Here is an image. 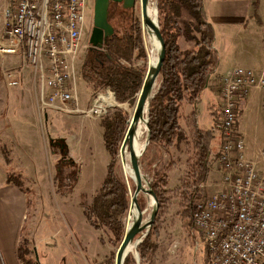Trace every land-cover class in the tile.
Listing matches in <instances>:
<instances>
[{
  "label": "crops",
  "instance_id": "0c3cea01",
  "mask_svg": "<svg viewBox=\"0 0 264 264\" xmlns=\"http://www.w3.org/2000/svg\"><path fill=\"white\" fill-rule=\"evenodd\" d=\"M7 4V0H0V264H22L17 251L21 240L30 237L26 225L37 210L34 195L42 194L45 189L56 196L58 194L56 175L60 157L53 153L52 141L62 143L69 158L78 167L75 188L63 197L72 198L75 192H79L87 197L85 201L89 205L93 199L88 198L86 191L90 188L94 190L92 198L100 191L107 177L111 156L104 142L103 119L83 113L95 94L82 78V62L75 76L77 102L68 104L69 109L77 107L80 112L45 113L40 108L33 68L25 64L18 54L1 53V47L7 45L3 37ZM203 6L214 29V49L219 58L218 67L211 76L216 82H212L196 102L182 103L179 124L187 134L193 133L189 121L201 130H213L212 150L215 140L216 146L220 147L221 143L216 131L221 105L220 91L214 88L216 83L238 68L251 70L257 77L264 76V0H203ZM187 15L182 10L180 18L187 22ZM178 45L182 52L187 51V41L182 34ZM7 71L16 73L14 79L19 80L18 86H9L10 80L4 75ZM194 113L195 122L191 120ZM237 128L245 141V157L255 162L258 169L264 170V94L260 89L253 88L243 101ZM54 151L58 152L57 149ZM71 170V166L65 167L66 174H70ZM171 173L168 174L169 186L172 183ZM8 175L19 176L25 191L9 184ZM212 177L210 172L205 186L210 195L221 187L211 183ZM78 206L83 228L88 233H94L91 237L98 236L93 245H108L107 255L95 258L92 263L105 264L112 246L101 238L102 231L89 224L79 197ZM33 250L35 254L36 249ZM26 257L29 259L30 254Z\"/></svg>",
  "mask_w": 264,
  "mask_h": 264
},
{
  "label": "built area",
  "instance_id": "2783aa9c",
  "mask_svg": "<svg viewBox=\"0 0 264 264\" xmlns=\"http://www.w3.org/2000/svg\"><path fill=\"white\" fill-rule=\"evenodd\" d=\"M3 54H18L33 68L42 112L79 113L75 76L83 48L88 0H7ZM9 86L16 73L7 71ZM211 81V79H210ZM209 81V82H210ZM221 105L216 131L220 151L215 165L220 189L195 204L192 224L202 238L208 264H264V170L245 157L238 132L242 103L253 88L264 94V76L238 68L219 81ZM114 93L97 92L83 112L105 119L114 107Z\"/></svg>",
  "mask_w": 264,
  "mask_h": 264
},
{
  "label": "trees",
  "instance_id": "16d2710c",
  "mask_svg": "<svg viewBox=\"0 0 264 264\" xmlns=\"http://www.w3.org/2000/svg\"><path fill=\"white\" fill-rule=\"evenodd\" d=\"M157 10L161 34L166 44V58L161 71V86L149 106L150 145L162 147L165 144L169 147L175 141L187 140V133L179 124L180 107L184 101L194 103L199 99L218 67L219 58L214 49V29L207 20L203 0H157ZM182 10L194 21L185 23L186 39H195L191 34V27L194 25L201 36L195 52H182L178 45V19ZM126 13L128 12L123 11L120 15L121 21L127 18ZM113 16L114 13H110V19ZM114 30V35L108 39L104 51H90L82 67V78L93 94L106 88L115 94L117 102L134 104L138 100L148 68V51L142 37L141 23L132 19L129 28L122 35L120 28ZM134 60L141 61L142 66L135 67ZM195 117L194 113L191 120ZM102 125L111 162L107 177L92 203L89 205L83 199L81 206L89 224L97 231H108L112 236L110 243L120 246L125 236V220L131 204L129 186L117 175V158L124 140L127 119L120 110H115L114 114L103 120ZM188 125L193 128L192 136L198 155V169L193 174L194 183L189 190L190 199L195 200L200 194L206 198V190L200 189V185H206L210 173L208 158L214 131L201 130L190 121ZM59 143L52 141L53 153L60 157L57 163L56 187L60 195L66 196L73 192L78 181V167L69 158L66 148ZM56 149L58 152L54 151ZM68 166L72 167L70 174L65 172V167ZM153 179L152 190L159 205H162L166 201L168 176L159 172L154 174ZM7 182L25 191L19 176L8 175ZM185 214L187 217V212ZM156 237L158 232L149 234L137 247L140 264L152 263L157 249L154 240ZM28 251L21 245L18 247L17 254L22 264H37L35 260L26 257L29 255ZM124 264L136 262L129 254Z\"/></svg>",
  "mask_w": 264,
  "mask_h": 264
},
{
  "label": "rangeland",
  "instance_id": "374dc122",
  "mask_svg": "<svg viewBox=\"0 0 264 264\" xmlns=\"http://www.w3.org/2000/svg\"><path fill=\"white\" fill-rule=\"evenodd\" d=\"M139 5L140 3H138L137 7L133 10L127 11L128 13L126 14L128 15L125 21L120 20V15L124 11L122 7L120 5H111L110 13H114V16L110 19V23L114 28H120V35H122V32H124L127 27L129 28L132 19L140 21L142 37L148 51L149 68V61L153 49L150 45L147 33L144 32L142 26L141 6ZM150 6L157 9V0H151ZM85 15L86 23L82 40L83 48L79 54L76 70L78 73L81 62L84 64L85 59L90 53L89 40L94 26V0H88V8ZM187 22L194 21L187 15ZM185 23V19L181 17L179 21L180 35L182 34L183 38L187 41V52H195L201 36L199 32L195 30L196 25H194L191 27V34L195 39H186ZM133 64L135 67L142 66L141 61L134 60ZM161 82L162 78L160 75L155 86L156 94L159 91ZM212 82H216L215 79L211 78L207 87H210ZM219 84L218 81L214 87L216 91H220ZM105 90L109 89H102V91ZM114 98L116 105L109 110L108 115L114 114L115 110H120L122 112L123 116L127 119L125 137L129 121L135 112L137 101L134 104L129 102L121 104L117 102L115 94ZM120 150L121 147L117 158V175L120 179L125 180L129 186V197L131 200L135 191V183L131 180L130 174L126 168L127 165L130 167V158L126 155V160L122 159ZM219 151L220 147L216 146L215 140L214 147L208 158L209 169L211 176H213L211 183L214 185L219 184L221 179L217 167L214 166L216 160L215 155L219 153ZM140 165L147 189H152L151 184L154 180L155 173L160 172L169 176L168 174L172 172V183L170 186L167 184L169 188L167 186L165 188L166 201L162 205H159L157 217L149 232V234L153 235L155 232H158V237L154 238L157 249L151 264H208L202 238L197 235L193 228L192 213L195 204L200 202L201 199H206L213 194L210 195L207 192L206 185H200V189L205 188L204 190H206V198H203L202 194L196 196L195 200H191L189 197L191 192L189 191L190 186L194 183L193 174L198 169V155L195 150L192 133L190 132L187 134L186 141H175L169 147L165 144L162 147L149 144L140 158ZM86 193L89 199L94 198H92L94 194L93 189H88ZM78 197L80 202H82L83 199L85 200V198L87 200V197L82 196L79 192H75L72 198L66 199L59 193L57 196L54 193L51 194L49 189H45L42 194L38 193L34 195V204L37 210L35 211L34 217L29 219L26 225V231L29 233L30 237H24L20 243L21 247L29 250L28 252L31 260H35L37 264H93L92 262L95 258L99 259V257L107 255L108 245L104 243L97 246L93 245V240L96 241L98 236L91 237L94 233H88L83 228L79 213ZM150 198V196L142 193L138 198V202L140 199L139 205L144 211V223L150 219L153 210V206H151L149 202ZM130 211L131 208L125 220L126 225L128 224ZM186 212L187 217H185ZM101 238L112 246L111 255L105 264H115L116 253L119 246L110 243V238H112V236L106 230H102ZM33 248L36 249L35 254ZM136 250L134 249L130 255L133 256L137 264ZM24 261L26 260H23V262Z\"/></svg>",
  "mask_w": 264,
  "mask_h": 264
},
{
  "label": "water",
  "instance_id": "95a60500",
  "mask_svg": "<svg viewBox=\"0 0 264 264\" xmlns=\"http://www.w3.org/2000/svg\"><path fill=\"white\" fill-rule=\"evenodd\" d=\"M140 3L141 6V20L142 26L145 29L152 31L158 40L159 46L157 47V58L154 67L148 68L146 77L144 79L141 91L138 95L136 109L133 118L129 121V126L121 146V156H125L127 148L129 149L130 168L133 173V181L135 183V191L131 197L130 208H136V219L126 227L124 239L119 246L116 253L115 264H124L126 258L130 254V248L136 250L137 247L143 242L152 228L154 221L157 217L159 210L158 199L152 189H147L145 186L144 177L141 171L140 158L146 151L147 146L150 144L151 131L149 127L148 113L149 106L156 95L155 86L157 79L161 75L163 64L166 58V44L161 34L158 11L156 9V20H152L149 15V7L151 0H94V26L90 36L89 44L90 51L102 52L105 49L108 39L114 35V27L110 23V8L111 5H120L124 11H131ZM147 113V114H146ZM147 116V127L149 130L146 147L142 154H137L134 150V138L137 131L138 124ZM146 194L152 198L153 210L150 219L143 222L144 211L141 209L138 198L140 194ZM131 214V211H130ZM129 214V215H130ZM137 264H139L138 251L136 250Z\"/></svg>",
  "mask_w": 264,
  "mask_h": 264
},
{
  "label": "bare ground",
  "instance_id": "6f19581e",
  "mask_svg": "<svg viewBox=\"0 0 264 264\" xmlns=\"http://www.w3.org/2000/svg\"><path fill=\"white\" fill-rule=\"evenodd\" d=\"M149 15H150L152 20H156V8H152L150 6L149 7ZM143 29H144V32L147 33L150 45H151V47L153 49L152 53H151L152 55L150 57L149 64H150V67H154L155 64H156V51H157V47L159 46V43H158V40H157V38L155 37V35H154V33L152 31H150L148 29H145V28H143ZM146 114H145L144 119L138 124L137 131H136L135 138H134L133 147H134V150H135V152L137 154H142L143 153V151H144V149L146 147V143H147L149 130H148V127H147V116H146ZM133 115H132V118H133ZM126 155L129 156V149L128 148H127V152H126L125 156ZM125 156L124 157L122 156V159L126 160ZM126 168H127L128 172L130 174L131 180H133V173L131 172V168L128 165H127ZM149 202H150L151 206H153L152 198H150ZM136 217H137V210H136V208H134L133 210H131V214L128 217L127 226L130 225L136 219ZM133 250H134V247L130 248V251H131L130 253H132Z\"/></svg>",
  "mask_w": 264,
  "mask_h": 264
}]
</instances>
